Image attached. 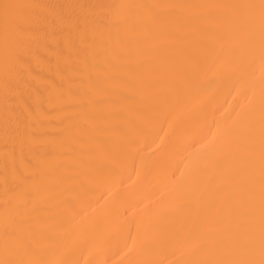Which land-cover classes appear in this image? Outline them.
I'll return each instance as SVG.
<instances>
[{"label":"bare ground","instance_id":"6f19581e","mask_svg":"<svg viewBox=\"0 0 264 264\" xmlns=\"http://www.w3.org/2000/svg\"><path fill=\"white\" fill-rule=\"evenodd\" d=\"M0 264H264V0H0Z\"/></svg>","mask_w":264,"mask_h":264}]
</instances>
